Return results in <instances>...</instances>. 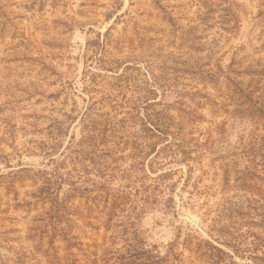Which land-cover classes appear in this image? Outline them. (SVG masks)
Returning a JSON list of instances; mask_svg holds the SVG:
<instances>
[{
	"label": "rangeland",
	"instance_id": "obj_1",
	"mask_svg": "<svg viewBox=\"0 0 264 264\" xmlns=\"http://www.w3.org/2000/svg\"><path fill=\"white\" fill-rule=\"evenodd\" d=\"M263 45L264 0H0V262L51 264V253L60 259L68 256L63 242L49 245L41 231L49 209L48 202H36L41 182L26 180L10 186L5 180L22 168L53 167L50 159L58 158L59 148L66 147L72 135L74 144L80 139V116L89 95L91 102L100 101V113L125 119L133 133L138 128L134 102L144 82H151L147 70L158 74L186 59L203 61L209 53L212 61L223 55L222 62L227 64L234 51L237 58L245 57L244 64L263 63ZM204 86V92L214 93L211 84ZM161 93L158 89L157 100H172V94L163 97ZM202 116L204 120L187 129L204 132L214 124L209 121L221 118L210 116L207 106ZM59 123L62 136L54 140ZM234 130L228 136L231 144L236 140ZM42 143L59 147L47 150L48 157L40 148ZM111 149L120 157V169L131 163L136 152L130 142L113 141ZM152 156L145 157L148 174L172 169L168 180L172 192L168 193L174 202L166 210L159 205L141 211L142 200L136 198L131 216L141 239L162 250L178 235L182 242L196 232L228 253L234 264H253L251 251L264 243V229L253 226L250 218L258 217L260 204L252 200V191L245 192L241 181H235L247 172L246 158L230 156L228 165L206 158L191 179L195 188L188 186L184 191L185 166L157 160L150 168ZM70 168L66 164L63 171L71 170L70 174L63 173L56 185L58 197L67 198L68 206L75 208L73 220L81 218L73 225L83 244H100L99 250L110 247V231L85 218L92 211L85 189L93 175H79ZM113 174L114 186L124 183L120 170ZM71 184L75 192H70ZM260 193L264 194V183ZM115 241L113 247L118 248L121 242ZM178 250L188 264L192 256L182 243ZM261 251L256 254L262 256Z\"/></svg>",
	"mask_w": 264,
	"mask_h": 264
},
{
	"label": "trees",
	"instance_id": "obj_2",
	"mask_svg": "<svg viewBox=\"0 0 264 264\" xmlns=\"http://www.w3.org/2000/svg\"><path fill=\"white\" fill-rule=\"evenodd\" d=\"M237 56V51H234L230 62L225 64L221 59L223 55L212 61V54L209 53L203 56V61L202 58L186 59L158 74L147 70L151 82H144L140 89L141 95L134 102L138 128L133 133L127 130L125 119L115 120L100 113V101L91 102L92 97L89 95L88 105L80 116V139L74 144L72 135L68 145L61 150L59 148L58 158L50 159L53 165L51 169L34 171L22 168L14 176H6L5 181L10 186L26 180L41 182L36 202L49 204L41 231L48 237L49 245L54 241L63 242L68 255L60 259L55 253L49 254L51 264H184L178 250L180 243L192 256L188 264H200L202 260L205 264H234L228 253L196 232L188 234L182 242L178 241V235L162 250L158 245L148 246L134 228L131 215L138 197V200H142L139 206L141 211L159 205L160 210H166L174 202V197L168 193L172 192L168 183L172 169H163L154 176L148 174L145 161L151 155L150 168L157 160L164 165L175 162L185 166L181 188L184 190L188 186L195 188L191 179L206 158H210L211 163L219 160L228 165L230 156L240 154L246 158L249 166L244 176L235 181H241L240 186L245 192L252 191L255 197L252 200L260 204L258 217L250 218L253 226L264 229V206L261 202L264 201V194L260 193L264 183V62L257 60L256 64H244L245 57ZM214 62L217 63L215 66ZM206 82L211 84L213 94L204 92ZM158 89L163 97L172 94V100H157ZM205 106L210 116L221 115L220 120L209 121L214 124L204 132L188 130L187 127L196 121L204 120L202 109ZM62 125L59 123L54 127L52 139L57 140L62 136ZM236 126L242 128L236 129ZM233 129L236 140L231 144L228 136ZM113 141L124 145L130 142L131 148L136 151L128 166L120 169L117 165L120 157L113 155ZM235 144L234 149H240L238 153L230 147ZM58 147L56 143L50 147L44 143L40 145L46 154L49 153L47 150L52 149L54 152ZM66 164L79 175H93L87 178L90 183L85 189V198L90 199L92 211L85 218L87 222L91 218L90 222L94 220L100 223L104 231H110V247L99 250L100 244L93 242L88 245L80 240V233L73 223L81 218L77 216L73 220L71 215L75 218V208L68 206L67 198L58 197L56 185ZM115 170L121 171L120 178L125 179L123 184L113 185ZM70 171L64 174L69 175ZM71 185L70 192H75L77 188ZM188 193L191 194V191ZM231 208L230 203L227 209ZM255 211L258 212L257 208ZM94 228L97 230L98 226ZM254 238L258 240L255 235ZM116 239L121 242L118 248L113 247L117 243ZM223 244L228 245L227 242ZM73 247L74 253L71 251ZM260 249L262 256L256 254ZM251 252L254 253L251 256L253 264H264V243L259 246L256 244Z\"/></svg>",
	"mask_w": 264,
	"mask_h": 264
}]
</instances>
